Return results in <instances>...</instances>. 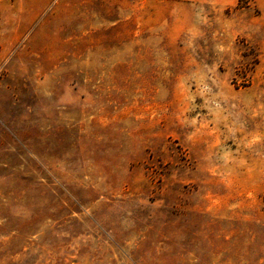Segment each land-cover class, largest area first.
<instances>
[{"label":"rangeland","instance_id":"obj_1","mask_svg":"<svg viewBox=\"0 0 264 264\" xmlns=\"http://www.w3.org/2000/svg\"><path fill=\"white\" fill-rule=\"evenodd\" d=\"M0 264H264V0H0Z\"/></svg>","mask_w":264,"mask_h":264},{"label":"crops","instance_id":"obj_2","mask_svg":"<svg viewBox=\"0 0 264 264\" xmlns=\"http://www.w3.org/2000/svg\"><path fill=\"white\" fill-rule=\"evenodd\" d=\"M175 5H200V0H161Z\"/></svg>","mask_w":264,"mask_h":264}]
</instances>
